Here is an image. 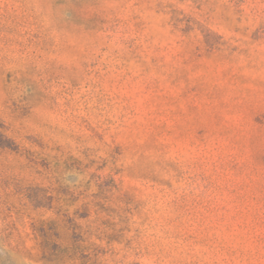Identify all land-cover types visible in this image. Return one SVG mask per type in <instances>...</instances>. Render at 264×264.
<instances>
[{"label":"rangeland","instance_id":"374dc122","mask_svg":"<svg viewBox=\"0 0 264 264\" xmlns=\"http://www.w3.org/2000/svg\"><path fill=\"white\" fill-rule=\"evenodd\" d=\"M0 264H264V0H0Z\"/></svg>","mask_w":264,"mask_h":264}]
</instances>
